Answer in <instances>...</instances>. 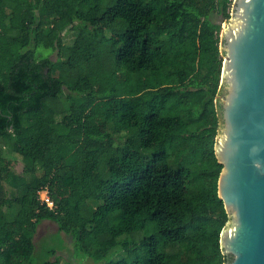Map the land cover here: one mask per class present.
I'll use <instances>...</instances> for the list:
<instances>
[{
	"label": "trees",
	"instance_id": "16d2710c",
	"mask_svg": "<svg viewBox=\"0 0 264 264\" xmlns=\"http://www.w3.org/2000/svg\"><path fill=\"white\" fill-rule=\"evenodd\" d=\"M231 2L0 0V264H60L35 257L45 218L93 264L226 263L214 145Z\"/></svg>",
	"mask_w": 264,
	"mask_h": 264
},
{
	"label": "water",
	"instance_id": "95a60500",
	"mask_svg": "<svg viewBox=\"0 0 264 264\" xmlns=\"http://www.w3.org/2000/svg\"><path fill=\"white\" fill-rule=\"evenodd\" d=\"M220 33L223 53L216 155L218 195L230 220L225 264H264V0H233Z\"/></svg>",
	"mask_w": 264,
	"mask_h": 264
},
{
	"label": "rangeland",
	"instance_id": "374dc122",
	"mask_svg": "<svg viewBox=\"0 0 264 264\" xmlns=\"http://www.w3.org/2000/svg\"><path fill=\"white\" fill-rule=\"evenodd\" d=\"M231 5L232 3L229 5V12H231ZM224 24L225 21L222 23V29ZM45 53H51L55 56V52L50 50L45 51ZM10 158L13 169L17 172H22L24 165L20 159V155L13 152ZM5 185L8 189L10 188L8 184ZM35 243V257L39 263L47 258L55 260L56 257H60V264H93L91 258L81 257L71 237L60 231L57 223L51 219L45 218L39 222L35 234ZM53 250H55V254ZM136 261L139 262L138 260Z\"/></svg>",
	"mask_w": 264,
	"mask_h": 264
},
{
	"label": "built area",
	"instance_id": "2783aa9c",
	"mask_svg": "<svg viewBox=\"0 0 264 264\" xmlns=\"http://www.w3.org/2000/svg\"><path fill=\"white\" fill-rule=\"evenodd\" d=\"M231 3H233V0ZM38 194L42 203H45L50 208L54 207V201L51 198L49 189L47 187H44L41 190H39Z\"/></svg>",
	"mask_w": 264,
	"mask_h": 264
}]
</instances>
